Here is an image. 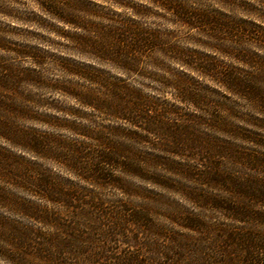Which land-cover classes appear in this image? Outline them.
I'll return each instance as SVG.
<instances>
[{
    "label": "rangeland",
    "instance_id": "1",
    "mask_svg": "<svg viewBox=\"0 0 264 264\" xmlns=\"http://www.w3.org/2000/svg\"><path fill=\"white\" fill-rule=\"evenodd\" d=\"M182 2L202 22L191 27L152 0H0V77L9 67L20 73L0 78L1 97L15 104L0 109L10 138L0 136V216L32 222L21 213L23 204L71 215L72 206L35 192L34 180L48 176L71 193L72 205L87 210L83 227L146 209L147 232H137L141 244L131 248L142 258L150 243L163 263L176 257L175 264H264V0ZM122 24L158 31L164 43L143 50L133 72L89 53L88 41L101 28ZM195 63L233 74L257 91L239 93ZM88 66L140 89L178 138L88 106L78 95L88 99L91 88L101 91L79 74ZM177 83L201 102L185 99ZM34 136H47V151L19 144ZM71 148L82 150L84 174L56 158L73 157ZM111 151L120 160L160 157L171 168L157 164L155 174L147 168L149 174L136 175L104 163L109 178L95 179L89 164ZM252 240L254 260L246 253Z\"/></svg>",
    "mask_w": 264,
    "mask_h": 264
},
{
    "label": "trees",
    "instance_id": "2",
    "mask_svg": "<svg viewBox=\"0 0 264 264\" xmlns=\"http://www.w3.org/2000/svg\"><path fill=\"white\" fill-rule=\"evenodd\" d=\"M152 3L173 13L174 16L191 27L195 26L197 22H202L198 13L188 10L182 0H152ZM88 43L90 54L126 72L136 70L138 58L147 47L154 48L164 44L161 43V34L158 31H148L137 26L130 27L123 24L117 27L101 28L93 39H89ZM239 56L243 57V55ZM246 58L244 57V59ZM34 60V62L40 63L36 61L35 57ZM186 62L192 66L195 60ZM199 64L195 63L196 67L200 66V70L221 80L226 86L239 93L250 94L257 91L253 87L254 84L246 83L233 74L222 73L213 65ZM4 71H1L2 77H0L4 81H11L20 75L19 71L12 67L6 68ZM78 72L81 76L88 78L90 83L101 88V91L93 88L88 90V99L78 95L88 106L102 110L109 115L126 119L147 132L159 131L170 137L178 138L179 133L172 130L168 123L163 120L161 110L154 108V102L146 98L140 89L130 86L125 79L111 78L105 71L93 66H88V71ZM177 84L179 86L177 87L178 91L181 95L183 94L185 99L196 104L201 102L199 95L193 93L188 87H183L184 85L180 83ZM13 102L14 100L11 98L0 95V109L12 110L15 107ZM5 128L0 122V136L10 139ZM19 144L39 154L47 151L48 138L47 136L41 138L36 136L33 138L25 137L21 139ZM69 150L72 152L71 154H75L73 157L56 154V158L61 162H69L70 168L75 171L81 170L84 174L83 171L87 170V165H83V161L80 162L84 160L83 156H79L82 150L78 148ZM113 152L102 153L99 158H95V161L93 160L94 162L89 164L92 166L90 168H92V176L95 179L105 180L109 178L103 169L104 167L101 166L104 163L111 166L113 164L119 165L126 174L136 175L143 174L142 172L149 174L146 171L147 168L154 171L151 174H155L157 164L159 166L167 165L168 168H171L169 167L170 164L161 161L160 157H156V161H154L148 158L138 159L137 156L131 154V156H123L120 160L118 156L113 157ZM0 156L3 154L0 153ZM172 166L174 168L175 165ZM177 168L180 169V167ZM191 172L192 170H187V173L190 174ZM34 181L37 194L49 202H62L67 207L72 206L74 210L71 211V215H66L50 206L23 204L20 207L21 213L32 221L28 224L0 216V264H175L176 257L170 258V263H163L159 258L156 259L154 255L157 254V251L153 254L154 244H144L146 249L149 246L153 248L144 258H142V254L131 250L132 247L141 244L136 233L139 231L147 232V230L144 231L148 216L146 209L141 207L138 211L127 212L126 216L119 217L120 221L103 223V226H101V219L99 218V221L96 219L91 223L88 222L87 228L83 227L81 222L83 216L87 214V210L78 205H72L70 192H65L61 185L52 182L48 176H43ZM90 217L92 218L91 212H88V218L90 219ZM110 218H108L109 221H111ZM186 220L184 221L186 226L192 227L195 224L192 219ZM129 226L135 229V234L129 230ZM116 242H122L127 247L117 249ZM257 248L258 245L253 240L250 245L248 244L246 253H248L249 259L254 260L257 255ZM166 257L167 255L164 256V258ZM191 257L196 262L199 261L197 256L191 255Z\"/></svg>",
    "mask_w": 264,
    "mask_h": 264
}]
</instances>
